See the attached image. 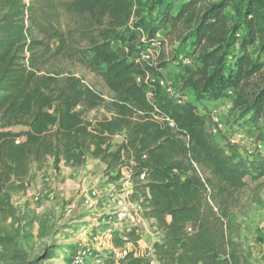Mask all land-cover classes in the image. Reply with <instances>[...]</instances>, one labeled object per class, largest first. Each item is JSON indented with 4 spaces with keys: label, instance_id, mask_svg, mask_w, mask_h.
I'll return each mask as SVG.
<instances>
[{
    "label": "trees",
    "instance_id": "obj_1",
    "mask_svg": "<svg viewBox=\"0 0 264 264\" xmlns=\"http://www.w3.org/2000/svg\"><path fill=\"white\" fill-rule=\"evenodd\" d=\"M145 2L148 15L141 17L135 0H72L66 8L90 13L88 26L105 29L101 37L137 42L143 50L153 44L159 49L188 45L196 65L185 67L182 86L209 102L232 91L231 113L245 123L264 125V60L248 51L258 45L264 53V2L247 0L235 22L226 11L238 12L240 0H182L177 9L168 0ZM130 21L128 35L116 33ZM35 27L37 20L23 0H0V246L9 242L2 224L15 216L10 194L25 190L33 167L42 169L51 159L60 172L61 166L79 168L91 157L107 175L116 171L113 181L127 171L130 200L160 234L152 245L156 264H249L235 238L233 217L239 193L248 182L264 178V157H243L232 145L222 148L205 118L189 105L180 110L160 106L154 113L160 120L137 115L132 109L152 111L136 80L143 70L138 61L113 52H104L100 61L112 96L108 102L73 76L37 77L32 68L43 43L33 39ZM159 31L163 40L154 38ZM140 33L148 40L137 41ZM99 108L111 118L88 120ZM14 127L25 131L14 133ZM115 135L124 138L112 146ZM103 264H144V259L130 251L119 259L109 256Z\"/></svg>",
    "mask_w": 264,
    "mask_h": 264
},
{
    "label": "rangeland",
    "instance_id": "obj_2",
    "mask_svg": "<svg viewBox=\"0 0 264 264\" xmlns=\"http://www.w3.org/2000/svg\"><path fill=\"white\" fill-rule=\"evenodd\" d=\"M23 1L31 7L37 20L32 37L43 43L42 50H37V60L32 68L37 77L73 76L108 102L112 96L101 77L105 66L100 61L105 58L104 52H113L117 58L138 61L143 70L144 75L136 76V80L142 85L152 111L132 109L137 115L154 118L160 106L180 110L189 105L205 118L206 129L213 133L222 148L232 145L243 157L252 158L256 154L264 157V125L245 123L236 112L231 113L232 91L209 102L182 86L180 78L185 67L193 69L196 65L188 45L171 47L167 44L159 49L153 44L150 49L143 50L137 42L127 45L118 39L101 37L105 29L88 26L90 13L67 10V4L72 0ZM168 1L174 9L182 2ZM240 1L243 5L239 13L233 7L226 11L233 22L240 19L247 0ZM135 2L138 16L148 15L147 2L143 0L140 5L137 0ZM134 12L135 9V16ZM133 15L131 18L135 20ZM104 22L107 25V21ZM131 27L130 21L127 26L118 27L116 33L125 31L128 35ZM236 36L241 37L242 31ZM162 37L163 33L159 31L154 38L163 40ZM142 40L148 39L140 33L137 41ZM97 45V48L102 47L101 51H96ZM177 51L183 54L178 55ZM237 51L238 46L232 48V52ZM248 51L253 53L254 59L264 60L258 45L249 47ZM173 54L177 57L175 61H171ZM111 116L106 109L99 108L91 111L87 119L105 121ZM154 119L160 120L159 117ZM11 131L19 133L25 128L14 127ZM123 138V135H115L110 144L117 146ZM115 176V170L107 175L105 166L91 157L79 168L61 166L60 172L54 171L51 159L42 169L33 167L25 190L10 194L15 216L2 224L9 242L0 246V264H103L109 256L119 259L130 251L142 257L144 264H156L152 245L159 240L160 234L140 215L139 205L130 200L132 188L127 171L122 170L113 181ZM248 183L238 195L233 217L235 238L249 264H264V178Z\"/></svg>",
    "mask_w": 264,
    "mask_h": 264
},
{
    "label": "built area",
    "instance_id": "obj_3",
    "mask_svg": "<svg viewBox=\"0 0 264 264\" xmlns=\"http://www.w3.org/2000/svg\"><path fill=\"white\" fill-rule=\"evenodd\" d=\"M216 122H217V120H215ZM170 126H172V123H170ZM219 127H221V125H218ZM232 143H234V141H231ZM144 178H145V176H144V174H141L140 176H139V180L140 181H144ZM132 222H134V220L132 219L131 220Z\"/></svg>",
    "mask_w": 264,
    "mask_h": 264
},
{
    "label": "crops",
    "instance_id": "obj_4",
    "mask_svg": "<svg viewBox=\"0 0 264 264\" xmlns=\"http://www.w3.org/2000/svg\"><path fill=\"white\" fill-rule=\"evenodd\" d=\"M97 161V160H96ZM150 224H152V222H149Z\"/></svg>",
    "mask_w": 264,
    "mask_h": 264
}]
</instances>
